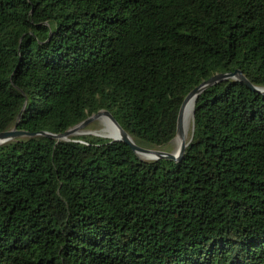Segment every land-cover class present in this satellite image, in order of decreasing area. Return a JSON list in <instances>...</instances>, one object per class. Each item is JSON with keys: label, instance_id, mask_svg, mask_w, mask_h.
Listing matches in <instances>:
<instances>
[{"label": "trees", "instance_id": "obj_1", "mask_svg": "<svg viewBox=\"0 0 264 264\" xmlns=\"http://www.w3.org/2000/svg\"><path fill=\"white\" fill-rule=\"evenodd\" d=\"M237 70L264 88V0H0V132L107 110L160 150L186 96ZM0 264H264V95L205 89L179 162L92 135L0 145Z\"/></svg>", "mask_w": 264, "mask_h": 264}, {"label": "water", "instance_id": "obj_2", "mask_svg": "<svg viewBox=\"0 0 264 264\" xmlns=\"http://www.w3.org/2000/svg\"><path fill=\"white\" fill-rule=\"evenodd\" d=\"M228 79H237L241 83L245 84L248 88L264 95V88H259V87L253 86L243 76V74L240 70H237L233 73L217 74V75L211 77L210 79H208L207 81H204L203 83H201L198 87L193 89L186 96V98H185V100H184V102L180 108V111H179L176 136L183 137V111H184V108H185L187 101L190 98H194V106H195L197 98L205 89L211 87L212 85H214L220 81L228 80ZM102 116L108 117L117 126V128L119 129V131L121 133L120 137L111 139V138L102 137V136H100L98 134H94L92 132L83 133L81 136L92 135V136H96V137H100V138L111 139L112 141H115V142L125 143L131 148V150L134 152V154L136 156H138L139 158H141L143 160H146V159L142 158L141 155L152 156L148 160L165 159V160L172 161V162H179L183 157V154L185 152L186 147L188 146V142L183 141L181 148L178 151V153H169V152H165V151H162L159 149H150V148L141 147L134 142V140L129 136V134L119 125V123L116 121L115 117L111 114V112H109L107 110H102L96 114H93L92 116L87 118L85 121L81 122L77 126L73 127L72 129H70V130H68L62 134H52V133H48V132L29 133L26 131L18 130L17 126H15L11 130L0 132V145L11 142V141L15 140L16 138L37 137V136H44V137L49 138V139L57 140L58 142L70 141V139H68L69 136L73 135L78 130L85 131L91 124H93L96 120H98ZM192 116L194 118V108H193Z\"/></svg>", "mask_w": 264, "mask_h": 264}, {"label": "bare ground", "instance_id": "obj_3", "mask_svg": "<svg viewBox=\"0 0 264 264\" xmlns=\"http://www.w3.org/2000/svg\"><path fill=\"white\" fill-rule=\"evenodd\" d=\"M193 108H194V98H190L187 101L184 111H183V137H178L177 139L175 138L176 139L175 145H177L176 153H178V151L180 150L182 142L186 141L187 125H188L190 118L192 117ZM100 121L103 124V127L97 130L96 132H93L94 134H98L102 137L111 138V139L118 138L121 136V133L119 129L117 128V126L108 117L102 116L100 117ZM83 133H87V131L78 130L71 136L82 135ZM141 157L148 160L152 156L141 155Z\"/></svg>", "mask_w": 264, "mask_h": 264}, {"label": "rangeland", "instance_id": "obj_4", "mask_svg": "<svg viewBox=\"0 0 264 264\" xmlns=\"http://www.w3.org/2000/svg\"><path fill=\"white\" fill-rule=\"evenodd\" d=\"M98 120H96L93 124H91L85 131L93 133V132H96L97 130L101 129L103 127V124L101 123L100 118ZM192 131H193V116L190 118L188 125H187V136H186L185 142H189V140L191 139ZM78 136H81V135L69 136L68 139L78 137ZM178 137L179 136H176L175 138L177 139ZM175 138L167 146H165L164 148H162L160 150L165 151V152H169V153H176L177 145H175L176 144Z\"/></svg>", "mask_w": 264, "mask_h": 264}]
</instances>
